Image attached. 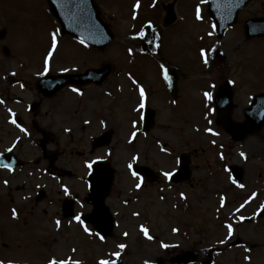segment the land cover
Here are the masks:
<instances>
[{"label":"rangeland","instance_id":"rangeland-1","mask_svg":"<svg viewBox=\"0 0 264 264\" xmlns=\"http://www.w3.org/2000/svg\"><path fill=\"white\" fill-rule=\"evenodd\" d=\"M149 1L95 0L101 15L116 36L114 41L104 50L103 61L111 60L112 64L116 62L118 65L114 69L118 68L117 73L120 75L125 72V68L121 64L127 66L128 60L132 59L129 62L131 65L128 63L130 66L126 68L131 70L132 74L140 78L142 82H147L151 77L157 75V71L159 72L160 69L159 64H153L152 61L147 60L145 53L134 52L132 56H129L124 50H126L125 46L129 49L131 47L135 50L140 49L142 43L129 39L127 36H137L147 20L157 22L161 12L159 2L169 0H157L158 2L153 8L150 7ZM206 1H175V12L180 17L176 23L179 25V29L175 31V28H172L165 33L164 50L166 52L159 51L156 55L161 57L166 53L165 58L167 60H172L184 67L185 74L191 73L195 77L193 78L195 79L194 84L188 83L194 92L189 99L185 93L184 98L179 101L181 110H187L185 108V104H188L187 101L190 104V110L184 113V121L170 118L166 113L163 115L165 104L163 98L153 97L150 103L152 106L160 108L158 117L163 115L161 120L163 119V122L171 127L169 130L161 132L163 141H166L173 149H181L187 146L189 148L195 147L197 150L196 157L198 158L195 163L198 168L195 175L196 180L193 182L196 186L183 185L179 190L187 194L186 202L189 200L190 203L187 212L186 207L178 211L175 210L177 204L179 208H182L180 203L184 206L186 204L178 198V194L175 195L168 189L160 190L158 188L161 187L162 189L163 186L157 184H149L137 192L131 199L133 202L128 203L127 206L122 204V200L128 199L129 195L136 192L131 191L134 181L130 180L124 169L125 162L130 160V155L135 150L131 148L132 144L128 145L126 142L127 132L114 133L108 148H110L109 163L115 168V181L113 191L106 200L116 220L111 237L101 240L91 232L84 234L73 224V221L60 222V217L52 219L50 218V216L53 217V214H50V207L45 204L38 207L39 213L35 212L30 216L22 211L21 214H25V216L16 217L9 211L11 204L6 206L4 202L0 201V264H49V261L53 259L56 261H79V264H99L101 260L113 261L121 258L123 264H145L146 261L151 264V262L160 259L162 264H172L170 258L184 249H196L200 256L204 257L208 247L212 246L222 250L220 254L215 256L217 259L215 264H264V211L260 215H256L255 212L262 207L264 202V128L263 130H256L258 132L255 134L246 135L239 142L228 139L225 132L214 124L215 114L211 116L212 119L207 118L206 115L212 113L210 112L211 105L206 100H202L207 98L202 97L201 93L202 89L209 88L207 81L213 82L216 79H219L218 83L226 79L233 81L235 108L232 112L237 117L240 108L250 100L249 94H253L254 91H264V80L258 81L259 75L253 70L255 67L260 68L264 73V58H262L264 56L260 55L262 52L264 53V41H259L260 43L258 40L248 42L242 36V32L240 33L243 18L259 12L260 4L264 0H254L247 8L243 9L239 13L238 22L230 27L222 38H217L213 33L211 21L206 11ZM194 5L202 8L203 13L201 9L200 13L205 21H194L193 18H196ZM261 13H264V8L261 9ZM1 30L5 36L9 53L5 59L2 55L0 42V80L11 79L14 75L32 76L33 73L45 66L46 58L48 65L52 64L49 59L55 55L54 64L59 66L65 65V62H68L66 65H77L81 61H76V59H85L87 55L92 60L100 61L98 57L88 54L87 49L82 44L76 41L78 45L69 42L73 41L71 39H61L60 47L58 46L57 22L50 13L46 0H0ZM162 30L159 28V33ZM53 33H56L57 40L55 49L52 48ZM210 33L211 35H209ZM125 40L127 42L123 47L119 45ZM116 48H120V51L118 52ZM55 50L57 51L54 52ZM202 50L204 56L201 55ZM214 50H220L223 54L218 60L211 58V53ZM49 52L52 53L51 56H49ZM16 56L28 61V63L22 65L18 62L21 65L18 66V63H13L12 60ZM205 58L207 59L206 67ZM115 59L118 60V63ZM86 62L80 63L79 69L84 68ZM245 80L247 83H243ZM128 85L129 83L126 82L124 91ZM139 85L140 83H135L136 88ZM125 92L121 93L122 99L119 97L118 106L116 104L112 107V110L116 109L117 115L120 116L123 115V106L124 108L131 104L135 105L136 108L139 106L137 96L134 97V90L131 85L129 90ZM209 93L212 94V90H209ZM95 98L100 99V94L97 93ZM60 101L62 102L61 99ZM168 111H170V107L165 110V112ZM234 116L232 117L235 120ZM116 117L118 119L119 116ZM128 118L130 117L128 116ZM5 131H1V136H5L3 135ZM8 131L7 129V133ZM13 135H8L6 144L10 142ZM66 139L63 134H58V137L55 138L56 142L63 143L60 148L61 160L58 163H72L73 171H71L67 181L71 183V190L79 194V200H81L80 197L84 196V192L78 177L82 173L79 165L82 160L95 157L96 154H103L104 152L105 156V151L100 150L94 154H87L88 146L84 144L85 137H81V140L74 136L69 140ZM150 140L152 137L137 134L134 148L139 149L135 151L139 153V161L168 170L172 165L165 157L159 156L162 153L156 144L155 148H148L149 145L147 144ZM160 140L162 141V139ZM153 151L156 153L154 154ZM17 152L19 153L18 150ZM24 153V157L32 155L29 149ZM146 153L147 155H145ZM219 153H221L222 158L224 155L223 159L226 164L238 163L242 165L244 181L240 185H230L226 174L222 172L223 169H218V174H215L210 181L205 179V177L208 178L207 168L220 160L218 158ZM241 153L245 154V161ZM209 163L211 164L208 165ZM37 166L41 167L42 162ZM37 166L24 168V177L31 175L28 171L29 167ZM40 175L43 174L39 169L33 177H40ZM18 176H22V174L19 172ZM49 179L52 185L49 193L56 197L60 191L53 186H58V184L55 179L50 177ZM17 182L21 184L23 180ZM35 182L42 184L40 178ZM9 183L11 182L9 181ZM13 186L12 183L9 184L8 192L14 191ZM1 191L5 193V187H2ZM14 197H16V206L24 203L17 195ZM219 203H224V205H219ZM43 206L45 209H41ZM22 209L28 211L25 206ZM77 209H79L78 204ZM44 213L45 215H43ZM44 216L47 217L48 221L42 222ZM247 217L251 219L245 222ZM21 218L25 219L24 226H22ZM181 219L185 222L183 229L181 232L178 229L180 233L177 231L175 234L172 232V228L175 226L180 228ZM57 221L61 225L59 228H57ZM233 221L236 223L234 226L235 235L246 243L248 241L253 247L251 253L248 254L249 257H252L249 262H243V246L232 249L225 248L227 240L235 239V236L232 233L229 234L228 230V225H231ZM140 223H142L141 228H139ZM25 227L28 231L23 232ZM38 227L40 228L38 229ZM21 228L24 230L22 231ZM142 228L147 229L148 235L144 234ZM148 236H151V239ZM162 242H177L178 247L162 250ZM120 244L126 246L123 248L126 250L125 252L118 247ZM45 250H47L46 253ZM116 252H119L120 256H115L114 253Z\"/></svg>","mask_w":264,"mask_h":264},{"label":"water","instance_id":"water-1","mask_svg":"<svg viewBox=\"0 0 264 264\" xmlns=\"http://www.w3.org/2000/svg\"><path fill=\"white\" fill-rule=\"evenodd\" d=\"M226 1L227 0H211L210 7L214 9L216 6H225ZM245 1L246 0H243L237 7L243 5ZM53 2L54 3H53L52 8H53L55 15L61 21L63 32L70 31L72 34H75V35L78 34L82 36H85V35L108 36L109 38H106L105 41H108L110 39V36H112L107 26L100 20L97 14V11L95 10L94 5L92 3V0H56V1L53 0ZM171 7L172 5L170 4L168 6V8L170 9L169 17L172 16ZM236 11L237 9L233 11V13L231 14L232 17L230 16L231 18L226 17V19L222 18V20H220L221 23L223 24V27H221V33L227 25L235 21ZM72 13L77 16L79 15L80 20L79 18L70 19L69 16H72ZM172 19L173 17L168 18L167 22L171 21ZM262 25L264 26V23L261 20H256V21H251L249 26H250V29L253 28L259 31ZM65 26L68 29H66ZM262 121L263 119H260L258 120L257 124H254L255 122L248 120L246 125L247 126L252 125L251 127H254L253 125L259 126L262 123ZM231 128L233 127L230 125L226 127L228 131H230ZM237 175L239 176L240 173L237 172ZM108 177L109 178H105L104 180L105 184L107 183V180L112 177L111 174H109ZM93 178L96 179L95 176H92L91 180H93ZM95 184H96L95 182L93 181L91 182V185H95ZM91 201L94 203V209H93V214L88 218V220L92 222L97 229H99L100 227H103L104 230H102V232L106 235L110 231L111 219L108 215L107 207H104L102 204L103 195L97 198V200H93L91 198Z\"/></svg>","mask_w":264,"mask_h":264},{"label":"flooded vegetation","instance_id":"flooded-vegetation-1","mask_svg":"<svg viewBox=\"0 0 264 264\" xmlns=\"http://www.w3.org/2000/svg\"><path fill=\"white\" fill-rule=\"evenodd\" d=\"M160 82L162 83V86H163L162 88H160V91H162V89H163L165 91V93L167 94L166 81H165L164 76H161ZM100 88L101 87H99L98 89H100ZM111 92H113V90ZM101 95H103V93ZM179 97H180V89H179V84H178V86H177V94H176V96H174V99H178ZM53 98L54 97H52L50 99L46 98V97H43L39 92H36L35 97L31 101L36 100L38 112L37 113H31L28 110L27 111L28 122H26V121H24V122L21 121V122L23 124H25L29 129L34 131V133L38 132L39 129H37V130L34 129L33 130L32 124H31L33 121L35 123H37V124L39 123V124L45 126L49 131H52L54 133H60L61 132L60 130L62 128V123H63V120L61 119V109L57 110L58 104L53 100ZM2 99H3V101L0 102V126H2L3 129H5V128H7L6 124H7L8 118L9 117H13L14 115H16V112H12L11 113V112L8 111V107H7V105H8V97L7 96H4ZM19 100L20 99L17 98V101H19ZM12 109H16V108L12 107ZM19 115L24 116V111L21 112ZM72 125H74V124H72ZM83 127H86V126H83ZM0 133H1V130H0ZM4 142H5V139L4 138L3 139L0 138V154L4 153L6 151V149H2V143H4ZM47 146H49V143L47 144ZM60 147H61L60 143L59 142H55V143H53L51 145V149H50V151H53L54 156H55V163H54L53 166L50 167V169H51V172H53L55 174H58L59 176L63 175L66 172L64 169L61 168V166H57V159L59 158V152H60L59 148ZM173 152L174 151H171L172 155H173ZM15 155L19 156L18 154H16V152H15ZM177 159L178 158H176V165H177ZM193 159H194V152H192V154H191V158H190L191 165L189 166V169L191 170V177H190V181L189 182L191 184H194L193 182L196 180L195 176L193 175V168H192ZM146 165L150 166L149 164H146ZM150 167L153 168L152 166H150ZM175 168H176V166H175ZM6 170L7 169L0 168V178H1V176L4 174V172ZM83 173H84V179H85V177L87 175V167H85L83 169ZM167 173H170V171L167 172ZM164 179L166 181H168L169 177H164ZM160 180H162V178L160 177V174L158 172L154 180L144 179V181L146 182L144 184V186L146 187L149 184L159 182ZM45 200H49V199H47V194H45L44 197L40 201L42 202V201H45ZM34 204L37 205L38 203H34ZM198 263L201 264V260H198Z\"/></svg>","mask_w":264,"mask_h":264},{"label":"snow or ice","instance_id":"snow-or-ice-1","mask_svg":"<svg viewBox=\"0 0 264 264\" xmlns=\"http://www.w3.org/2000/svg\"><path fill=\"white\" fill-rule=\"evenodd\" d=\"M202 2H204V0H202ZM201 18H202V17H201V13H200V8L197 7V9H196V19H201ZM209 35H211V33H210ZM81 43H83V40L81 41ZM56 45H57L56 33H53V34H52V48L55 49ZM51 55H52V53L49 52V56H51ZM201 55L204 56V52H203V50H202V52H201ZM204 62L207 63V59H206V58H205V61H204ZM161 67L163 68V65H161ZM47 70H48V59L46 58V59H45V71H47ZM65 71H67V69H65ZM167 78H168V77H167V72L165 71V79H167ZM133 83H135V81H133ZM72 90H73L74 92L79 91L78 89H75V88H73ZM144 95H145V93H144V89H143V88H140V96H141L140 108H141V109L144 108V103H143ZM204 95H205V97H206L208 100H211V99H212V94H211V93L206 92ZM142 118H143V117H142ZM13 123H15V121H13ZM209 131H211V129H209ZM132 136H133V138H134V137L136 136V133L133 132V133H132ZM9 151H11V149H9ZM241 155H244V154L241 153ZM136 159H137V157H133V158H132L133 163L136 161ZM93 163H95V162L87 163L86 166H87L89 169H91V168L93 167ZM3 166H4V167H8V168H10L9 165H3ZM132 167H133V164L130 163V164L128 165V168H129V169H132ZM132 175H133L134 177H137V176H138V173L135 172V171H132ZM164 175H165V177H171V176H172V173H164ZM140 179H142V178H140ZM136 187H137V188H140V187H141V184L138 183V184L136 185ZM241 187H243V185H241ZM64 191H65V194H68V189H67V188H65ZM15 215H16V212H15V210H13V216H15ZM74 219L77 220V221L80 222V223H83V221L81 220V218H80L79 215H77L76 217H74ZM56 223H57V226H59V223H60V222L57 221ZM84 230H85V232H90V230H89L86 226H85ZM141 230L144 232L145 235H148V233H147V229L142 228ZM228 230H229V234H231V232H232V226H231V225H228ZM90 234H91V233H90ZM97 235H99V234H97ZM125 235H127V233H125ZM148 238L151 239V236H148ZM100 239L103 240L104 237H103V236H100ZM118 247H119L120 249H123V248H125L126 246H125L124 244H120V245H118ZM165 247H167V245H165ZM73 251H75V250H73ZM114 255H115V256H120V253H119V252H116V253H114ZM49 264H79V261H70V260L56 261V260L53 259V260H50V261H49ZM99 264H115V261L101 260V261L99 262ZM145 264H148V262L146 261Z\"/></svg>","mask_w":264,"mask_h":264}]
</instances>
